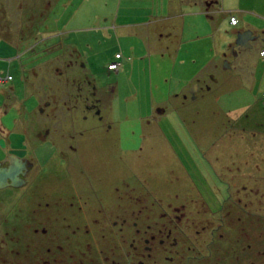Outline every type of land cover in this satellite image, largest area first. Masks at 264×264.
<instances>
[{
	"label": "rangeland",
	"instance_id": "rangeland-1",
	"mask_svg": "<svg viewBox=\"0 0 264 264\" xmlns=\"http://www.w3.org/2000/svg\"><path fill=\"white\" fill-rule=\"evenodd\" d=\"M50 1L0 0V84L8 82L1 89L5 95H12V99L0 97V121L4 126V135L0 132V161L23 151V157H19L30 164L25 178L28 183L33 181L34 191L55 198L65 195L63 198L68 200L80 194L84 198L97 194L106 210L114 207V194L127 192L125 182L136 183L129 192H164L182 202L200 198V192L214 209L213 202L218 201L214 197L219 195L215 189L228 194V186L218 183L225 182L224 174L228 173L215 176L208 159L212 157L211 149L201 147L225 146L231 153L223 164L234 168L237 176L228 182L247 188L238 197L243 199L239 213L242 219L236 221L235 212L230 231L225 233L231 240L228 243H233L225 256L239 250V241L245 258H254L252 262L264 259V60L259 57L264 46V33L259 32L264 19L245 12L235 26L236 18L231 17L236 21L233 23L232 13L223 10L257 8L263 15L264 0H177L189 3L181 6L186 13L180 45L183 52L198 53L202 59L206 54L216 60L217 67L189 85L184 94L187 98L173 97L169 106L174 112L158 120L148 117L153 96L155 102H162L170 91L169 82L164 80L171 77V83L178 84L196 73H189L187 67L170 73L167 59L153 53L151 56L149 51L161 44L177 49L179 39L158 37L151 41L152 47L141 41L145 45L142 51L138 40L118 39L105 29H97L110 24L112 3L116 7L119 0L87 1L76 19L80 22L72 24L66 20L79 0H74L72 8L63 9L60 4L54 10L52 6L58 1L53 0L51 5ZM220 6L223 11L218 13ZM205 9L212 14V21L206 17ZM180 24L179 20L176 25ZM90 27L94 29L88 30ZM237 31H251L261 37L250 41V49L239 51ZM54 38L61 51L47 54ZM208 43L211 52H207ZM115 53L129 60L118 73L108 69L115 63ZM144 53L146 57L139 59ZM84 64L97 85L112 84L116 88L112 98L117 99L116 105L112 104L111 110L92 103L95 84ZM8 74L14 79L10 83ZM195 86L199 90L192 92ZM227 86L240 89L242 95L238 100L222 102L224 110L218 111L214 97ZM212 90L214 93H210ZM34 100L36 104H32ZM244 106L247 114L235 124L228 113ZM21 190H0V248L10 243L7 240L18 237L12 227ZM257 191L259 194H255ZM72 203L73 206L66 201V206L54 203L53 208H79L75 200ZM97 205L94 200L93 207L97 209ZM261 259L258 261L264 263Z\"/></svg>",
	"mask_w": 264,
	"mask_h": 264
},
{
	"label": "flooded vegetation",
	"instance_id": "flooded-vegetation-1",
	"mask_svg": "<svg viewBox=\"0 0 264 264\" xmlns=\"http://www.w3.org/2000/svg\"><path fill=\"white\" fill-rule=\"evenodd\" d=\"M27 174L20 175L25 181L19 187L22 190L13 215L12 228L18 237L0 248V264H264L258 261L261 258L256 262L245 258L239 241V250L225 256L233 244L228 243L231 240L225 233L230 231L235 212L236 221L242 219L243 199L238 197L247 190L243 185H232L228 182L231 178L218 182L228 186V194L215 189L220 196L214 197L218 200L213 202L214 209L200 192V198L182 202L164 192H129L136 183L125 182L127 192L114 194V207L106 210L97 194L86 195L88 198L80 194L68 200L65 195L55 198L37 193L33 181L27 182ZM72 200L78 209L53 208L54 203L66 206L65 201L73 206ZM203 235L215 239L205 240Z\"/></svg>",
	"mask_w": 264,
	"mask_h": 264
},
{
	"label": "crops",
	"instance_id": "crops-1",
	"mask_svg": "<svg viewBox=\"0 0 264 264\" xmlns=\"http://www.w3.org/2000/svg\"><path fill=\"white\" fill-rule=\"evenodd\" d=\"M58 1V2H57ZM56 4L54 3L52 6V9H57V7L61 4V6L63 7V9H69L72 8L75 4L74 0H57ZM89 0H79L78 4L75 7L74 12L70 13V15L68 16L66 23L67 24H72L73 22H80L76 19H78L79 17V11L82 7V5L84 3H86ZM225 1V0H224ZM245 0H242L240 3H243ZM53 0L50 1V5L52 4ZM63 3L64 6H63ZM239 4V3H238ZM49 5V6H50ZM184 5H189V3H181L177 0H119L117 6L115 7V5L112 3V20L110 22L109 25L105 26V27H97V29L100 31L102 29H105L106 33H109V35L112 37L113 35H115L118 39H131V40H138V41H143L144 43H146L147 47H152L151 41L153 40H157L158 37H160V40L165 39V38H178L179 39V43L177 46V49L172 50V48H168L167 45H160V48H156L155 50H153V48L149 51V55H151L152 53L155 55V57H161L162 60L167 59L166 60V64L169 66L170 68V73L175 72V70H180L182 67H187L188 72L189 73H196L195 75H193V77H191L188 80H181L178 82V84H173L172 79L173 78H166L164 81L169 82L168 88L170 87V91L168 92V95H166V99H162L163 101H154L155 97L153 96L152 101H151V113L149 115L148 118H157L161 119L165 116H167L169 114V112H174V110H171L170 106H169V101L172 100V98L174 97H184L185 92L188 93V87L189 85L192 83V85L194 83H196L198 81V78L200 77H204L205 75H203L204 73H207L206 75H208L209 73L211 74L212 72L209 71L211 68L214 69L217 67V63L216 60L214 58L209 57L208 55L206 56V54L204 55V58L202 59V57L198 54V53H184L182 50V47L180 46L183 41H182V29L183 28V21H184V16H186V13L182 12L181 10V6ZM223 5V4H222ZM221 7V6H220ZM223 7V6H222ZM222 7L219 9H217L218 13H221L224 10V13L229 12L232 13L230 16L231 17H235L236 20L237 18L241 17L245 12L246 13H252L255 15H259L260 18L264 19V14L261 15L259 13V11L257 10V8H235V9H229V8H225L222 10ZM256 7V6H255ZM227 9H229V11H227ZM52 10V12H53ZM232 10V11H230ZM136 12V13H133ZM234 12H236L237 14H234ZM204 13L206 15L207 18H209L212 21V14H206V11L204 10ZM211 13V12H210ZM99 18V16H97L95 18V20H97ZM148 18V19H147ZM81 19V18H80ZM179 20L181 21L180 26L178 27L176 25L177 22H179ZM232 21V19H231ZM230 21V23H231ZM175 22V24H174ZM239 24L238 20L235 26H237ZM88 30L90 29H94L93 27L91 28H87ZM264 29V20H263V25L262 28H260V33L261 30ZM81 30V29H79ZM240 32V31H237ZM209 34L205 35V36H209ZM52 42L50 44V47L47 49V54L48 53H55V52H60V45L59 43L56 42L55 38L51 39ZM142 43V42H141ZM209 44V43H208ZM261 44V42H260ZM207 46V45H206ZM142 51L143 48L145 49V45L142 43ZM211 46L210 44L208 45L207 48V52H211ZM73 50V49H72ZM264 50V46H262L260 48V52ZM152 51V52H151ZM151 52V53H150ZM259 52V57L261 60H264V55H260ZM117 55H120L119 53H115V61L118 63V69L116 70V73L121 72V70H123L126 66L127 63H129V60H123V56L120 55L119 58H116ZM158 55V56H156ZM153 56V55H151ZM146 55L145 53L143 55L139 56L140 58H145ZM208 58V59H207ZM199 61V62H198ZM111 63V62H110ZM84 70H86V74H88V76L94 80V84H95V88L93 89V93L91 94L92 96V103L94 105H103L105 108L110 107V110L112 108V104L113 106L116 105V100H113V96L115 95V89H113L112 84H110L109 86H105V85H97L95 83V79L94 77H92L89 72V70H87L86 65L84 64ZM230 66V65H229ZM202 75V76H201ZM253 75V74H252ZM254 75H256V72H254ZM7 76H11L10 74H8ZM217 77L212 75V78ZM254 79L256 80V78L254 77ZM14 79L12 77V80L9 81L12 82ZM177 79L174 78V83H177ZM216 82H219L216 80ZM8 82H3L2 84H0V97L4 98L9 96V99H12V95L11 93H7V95H5L4 91L1 89L3 86H5ZM235 87L229 88L227 86L223 87V90H220L219 95H217L216 97H214V103L217 106V110H224V108H221L220 106L222 102L224 101H229L228 99H231V101H235L238 100L239 97L242 95L241 90H235ZM96 89V90H95ZM199 90V86H195V89H193L192 92H197ZM11 92V91H10ZM210 93H214L213 90ZM153 94V93H151ZM4 96V97H3ZM11 96V97H10ZM187 98V97H184ZM34 103L32 104H36L37 101H33ZM230 102V101H229ZM250 104V103H248ZM24 106V105H23ZM22 106V109H24V107ZM157 108V109H156ZM33 109H31L30 114L32 112ZM232 112H229L228 114L231 115L232 117V121L235 122V124H237L238 121H243V114H247L248 108L247 106H244L242 108L239 109H232ZM210 111L213 112V107H210ZM215 111V110H214ZM179 112V111H178ZM240 114H239V113ZM21 114L24 113V111H20ZM33 115V114H31ZM217 117H220L219 115H216ZM21 117H19L18 119H20ZM245 118V117H244ZM17 119V118H16ZM20 121V120H19ZM22 124V123H21ZM20 126V124H19ZM0 132H2L1 134L4 135V126L2 124V121H0ZM31 135H28V137H30ZM206 142V141H205ZM201 149H205V150H209L211 149V151H209L211 153V158L209 159V163L210 166L214 169V171L218 172L217 174L221 177L223 175V173L227 172L228 175L224 174L225 178H233L237 177L234 175V168L225 166L223 164V161L225 159L228 158V152L229 154L231 153L230 150L227 151V147L225 146H211V147H201ZM214 149V150H213ZM9 153L12 154V150H8ZM23 151L20 152H15V156L16 157H23L22 154ZM213 152H216V154L214 155ZM14 153V152H13ZM214 155V157H213ZM23 159V158H22ZM25 160V159H24ZM27 161V160H26ZM27 165H29L30 168V164L27 161ZM222 165V166H220ZM224 165V166H223ZM220 167V168H218ZM238 169V168H237ZM220 173V174H219ZM222 174V175H221ZM238 179V178H236Z\"/></svg>",
	"mask_w": 264,
	"mask_h": 264
},
{
	"label": "water",
	"instance_id": "water-1",
	"mask_svg": "<svg viewBox=\"0 0 264 264\" xmlns=\"http://www.w3.org/2000/svg\"><path fill=\"white\" fill-rule=\"evenodd\" d=\"M261 33H264V30ZM260 37L261 35L254 36L251 31L239 32L236 38V46L239 51L250 49L252 47L250 41ZM262 39L264 40V38ZM28 170L27 161L15 155H9L4 162L0 161V189L21 187L24 184V179L21 180L20 175L25 176Z\"/></svg>",
	"mask_w": 264,
	"mask_h": 264
},
{
	"label": "built area",
	"instance_id": "built-area-1",
	"mask_svg": "<svg viewBox=\"0 0 264 264\" xmlns=\"http://www.w3.org/2000/svg\"><path fill=\"white\" fill-rule=\"evenodd\" d=\"M232 21H233V23L236 22L234 18H232ZM261 54L264 55V50L261 52ZM118 57H119V55L116 56V58H118ZM117 68H118V63H116V62L115 63H112V64H110L108 66V69L109 70H117ZM7 80H11V76H8Z\"/></svg>",
	"mask_w": 264,
	"mask_h": 264
},
{
	"label": "trees",
	"instance_id": "trees-1",
	"mask_svg": "<svg viewBox=\"0 0 264 264\" xmlns=\"http://www.w3.org/2000/svg\"><path fill=\"white\" fill-rule=\"evenodd\" d=\"M218 2H219V1H217V3H218ZM208 10H209V9H205L206 14H208ZM208 15H209V14H208ZM117 69H118V68H117ZM11 79H12V76H11ZM92 82L94 83V80H93V79H92ZM93 83H92V84H93ZM92 93H93V92H92ZM90 97H92V96H90Z\"/></svg>",
	"mask_w": 264,
	"mask_h": 264
},
{
	"label": "bare ground",
	"instance_id": "bare-ground-1",
	"mask_svg": "<svg viewBox=\"0 0 264 264\" xmlns=\"http://www.w3.org/2000/svg\"><path fill=\"white\" fill-rule=\"evenodd\" d=\"M109 66V65H108Z\"/></svg>",
	"mask_w": 264,
	"mask_h": 264
}]
</instances>
